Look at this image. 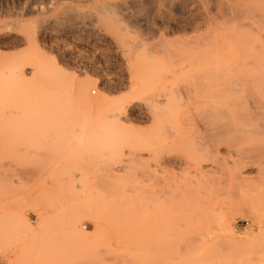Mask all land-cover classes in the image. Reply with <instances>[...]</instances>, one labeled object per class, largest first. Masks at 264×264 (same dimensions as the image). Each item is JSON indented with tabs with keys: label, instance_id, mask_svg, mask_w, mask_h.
Returning a JSON list of instances; mask_svg holds the SVG:
<instances>
[{
	"label": "rangeland",
	"instance_id": "1",
	"mask_svg": "<svg viewBox=\"0 0 264 264\" xmlns=\"http://www.w3.org/2000/svg\"><path fill=\"white\" fill-rule=\"evenodd\" d=\"M97 23L59 32L40 86L0 45V264H264V33L258 70L232 48L171 79L163 47Z\"/></svg>",
	"mask_w": 264,
	"mask_h": 264
},
{
	"label": "bare ground",
	"instance_id": "2",
	"mask_svg": "<svg viewBox=\"0 0 264 264\" xmlns=\"http://www.w3.org/2000/svg\"><path fill=\"white\" fill-rule=\"evenodd\" d=\"M60 11H62V15H59ZM49 12L51 16H45ZM101 20L114 23L117 31H123L126 34L139 32L142 36L140 42L136 41L139 48H150L151 51L154 46L163 47L164 51L162 52L167 54L166 58L169 60L168 75L164 77L168 76L171 79L183 77L190 68L194 67L198 68L197 76L191 73L196 77L200 76L199 80H202V70H206L209 65L216 68L219 63L218 60L222 59L221 57L229 59L231 53L239 49H241L239 50L241 52L237 53L241 59L239 63L235 62L237 57L234 62L231 61L233 66L230 65L231 63L229 64L232 66H229V72L233 71L234 63L238 65L242 63V66H248L249 68V64L251 66L254 62V57L255 60L256 58L262 60L253 53L257 49L256 46L258 47V44L262 43V37L260 36L261 33H264V0H0V39L2 40H0V45L8 49L18 50L21 53L18 58L7 66L8 71L5 70L6 73L12 78L24 81V67L27 66L32 71L30 83L40 86L43 83L41 70L45 67L42 52L46 48L54 46L59 32L65 30L73 34L90 33L92 32L90 30L96 28L97 22ZM61 25H63L62 28ZM103 28L105 29V27ZM96 31L98 32V30ZM18 34H21V38H18V41L13 40ZM153 39H157V41ZM251 45H253V48ZM161 47L159 48L161 49ZM232 48H234V51ZM120 50L122 51V49ZM258 50L255 52H258ZM145 51L147 50L145 49ZM154 52H156L155 49ZM259 52L262 53V51ZM260 53L256 54L261 55ZM154 55L156 54L154 53ZM260 60L257 63L260 64L261 62L264 65L262 63L264 61ZM223 61L222 59L221 62ZM126 62H130L131 66L136 65L138 69L139 67L141 70L143 69V72H141L146 79L149 80L152 77L154 68L152 56L140 62L137 56L127 57ZM213 64L217 65L213 66ZM258 64L256 66L261 67V64ZM205 65L208 66L205 67ZM202 67L205 68L202 69ZM210 67L209 69H211ZM253 67L250 68L253 70L259 69V67H255V63ZM239 68L242 70L241 67ZM216 71L215 76H218L219 71L217 68ZM242 71H244V68ZM207 74L204 78L208 77ZM244 74L246 75V73ZM150 84L152 83L150 82ZM136 85L133 86L140 87ZM86 87L79 86L76 94L84 99L86 103L94 104L95 100L92 101L86 94ZM257 90L262 93V96L257 94L262 97L261 99L257 96L258 99H261L257 104L258 115L264 116V85H260ZM36 92L38 95L41 94L38 88ZM219 137L222 136L219 134ZM215 144L218 145V143ZM214 148L218 147L215 145ZM213 150H208L210 151V157H215Z\"/></svg>",
	"mask_w": 264,
	"mask_h": 264
}]
</instances>
